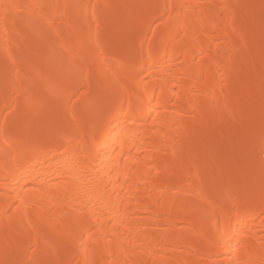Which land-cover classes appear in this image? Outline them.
I'll return each mask as SVG.
<instances>
[{
    "label": "bare ground",
    "instance_id": "6f19581e",
    "mask_svg": "<svg viewBox=\"0 0 264 264\" xmlns=\"http://www.w3.org/2000/svg\"><path fill=\"white\" fill-rule=\"evenodd\" d=\"M0 55V264H264V0H0Z\"/></svg>",
    "mask_w": 264,
    "mask_h": 264
},
{
    "label": "rangeland",
    "instance_id": "374dc122",
    "mask_svg": "<svg viewBox=\"0 0 264 264\" xmlns=\"http://www.w3.org/2000/svg\"><path fill=\"white\" fill-rule=\"evenodd\" d=\"M41 32H44V27L41 25L40 26V29H39ZM111 31H109V34L111 35ZM42 34V33H41ZM115 42H116V44L117 45H121V44H123L124 46H126V48L129 50V51H131V52H133L134 50H136V48H137V41H136V39L134 38V39H131V40H129V41H125L123 38H121V37H117L116 38V40H115ZM38 44L40 43V42H37ZM38 44H34V45H38ZM36 46H34V47H36ZM37 52V51H36ZM35 52V53H36ZM28 53V52H27ZM31 53L29 52V55H30ZM37 54H39V55H35V56H39V57H41V58H45L44 56H46V58H49V56H50V58L49 59H51V57H52V59L53 60H55V59H58V57H56V56H59L58 55V51H52L51 49H49V48H47V47H44V48H41V49H39L38 50V53ZM32 55V54H31ZM1 56V55H0ZM28 56V55H27ZM54 56V57H53ZM28 57H30L31 59H33L31 56H28ZM34 57V56H33ZM26 58V57H25ZM30 59V60H31ZM24 60H26V59H24ZM29 60V58L27 59V62H29L30 61ZM4 64H5V59H4V57L2 56V57H0V86H4V84H5V82H6V79H7V72L5 73V72H1L2 71V69H3V66H4ZM69 73V72H68ZM71 73V72H70ZM67 74L66 73V77L67 78H70L72 75L71 74ZM73 74V73H72ZM68 75V76H67ZM70 76V77H69ZM46 80H48V78H46ZM45 81V80H44ZM43 81V83H42V86L44 85V83L46 82H44ZM112 81V82H111ZM111 83H112V85H110V88L112 87V89H116L117 90V87H119L118 85L120 84V79L119 78H117V77H114V78H111ZM48 82H49V80H48ZM47 83V82H46ZM45 83V84H46ZM110 83V84H111ZM32 85H34V86H31L30 85V87H31V89L32 90H35L36 89V85L35 84H33V83H31ZM46 89H47V91H49V88H50V84L49 83H47V85H45L44 86ZM43 87V88H44ZM116 87V88H115ZM44 88V89H45ZM45 89V90H46ZM112 89H110V90H112ZM115 90V91H116ZM46 91V92H47ZM112 91H114V90H112ZM48 93V92H47ZM51 93V92H50ZM49 93V94H50ZM1 98V97H0ZM3 98V97H2ZM1 98V99H2ZM1 99H0V101H1ZM3 101H5V98H3L2 99ZM54 103V102H53ZM50 105V108L52 109L53 107H54V104H49ZM10 122H11V124L13 125V126H19V127H21L22 125L21 124H23V118H19V116H17V117H15V118H11L10 119ZM21 125V126H20ZM26 127V126H25ZM25 127H23V128H21L20 130H21V132L23 133V135H25L26 134V132H27V127L25 128ZM249 134H248V132L247 131H245L244 132V135H243V139L245 140L246 138H247V136H248ZM226 136V134L225 133H223V131H219L218 132V134L216 135V140H219L220 138H224ZM210 145H212V144H214V142L212 141V142H208ZM5 144H6V142H1V144H0V146H1V148H4L5 147ZM207 145V146H206ZM210 145H208V144H200V149H203V150H205V149H207L208 148V146H210ZM256 145V146H255ZM260 145V143L259 142H257V141H254L253 142V146H255V148L257 147V146H259ZM236 144H234V145H231V144H224L223 146H222V149H221V158H223V160L225 161V163L226 164H232V163H237L238 164V166H243L245 163H246V161H247V158H248V155L246 154V153H243V154H241V155H239V156H237V157H235V158H228L227 156H226V153H228V152H230V151H233L235 148H236ZM257 152H259V151H257ZM259 156H264L261 152H259ZM262 158L261 157H258V159H256V161H255V167L257 168V169H259L260 168V166H261V164L262 163H264V158L261 160ZM213 170V168H208V171L210 172V171H212ZM224 171V170H223ZM223 171H221V175H222V173H223ZM180 226H183L182 224L180 225ZM3 261H8V259H4Z\"/></svg>",
    "mask_w": 264,
    "mask_h": 264
}]
</instances>
